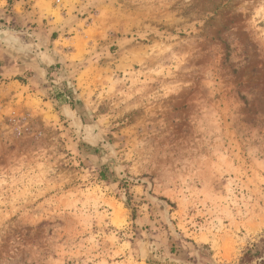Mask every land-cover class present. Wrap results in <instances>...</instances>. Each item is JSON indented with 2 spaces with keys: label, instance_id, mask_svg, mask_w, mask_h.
Segmentation results:
<instances>
[{
  "label": "rangeland",
  "instance_id": "1",
  "mask_svg": "<svg viewBox=\"0 0 264 264\" xmlns=\"http://www.w3.org/2000/svg\"><path fill=\"white\" fill-rule=\"evenodd\" d=\"M0 31L40 64L0 71V264H264V0H0Z\"/></svg>",
  "mask_w": 264,
  "mask_h": 264
},
{
  "label": "crops",
  "instance_id": "2",
  "mask_svg": "<svg viewBox=\"0 0 264 264\" xmlns=\"http://www.w3.org/2000/svg\"><path fill=\"white\" fill-rule=\"evenodd\" d=\"M3 19L8 21L9 16H5ZM0 33L5 34V32L1 31ZM16 51L19 52L20 50ZM18 52H15V49L8 48L5 42H0V71H2L3 74L14 75L19 71L18 67L21 65L20 61H23L25 68V70L22 71L23 73L33 74L35 77L40 75V64L38 60L34 61L28 50L27 52ZM37 58L39 59V56Z\"/></svg>",
  "mask_w": 264,
  "mask_h": 264
},
{
  "label": "trees",
  "instance_id": "3",
  "mask_svg": "<svg viewBox=\"0 0 264 264\" xmlns=\"http://www.w3.org/2000/svg\"><path fill=\"white\" fill-rule=\"evenodd\" d=\"M260 264H262V263H260Z\"/></svg>",
  "mask_w": 264,
  "mask_h": 264
}]
</instances>
